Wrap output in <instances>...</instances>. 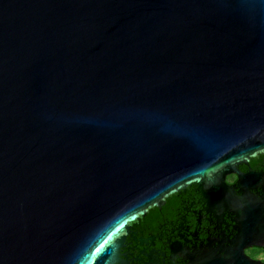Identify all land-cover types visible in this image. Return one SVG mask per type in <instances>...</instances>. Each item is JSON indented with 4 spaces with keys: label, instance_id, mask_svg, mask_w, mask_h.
<instances>
[{
    "label": "water",
    "instance_id": "95a60500",
    "mask_svg": "<svg viewBox=\"0 0 264 264\" xmlns=\"http://www.w3.org/2000/svg\"><path fill=\"white\" fill-rule=\"evenodd\" d=\"M262 150L264 0H0V264H114Z\"/></svg>",
    "mask_w": 264,
    "mask_h": 264
},
{
    "label": "flooded vegetation",
    "instance_id": "af4514ba",
    "mask_svg": "<svg viewBox=\"0 0 264 264\" xmlns=\"http://www.w3.org/2000/svg\"><path fill=\"white\" fill-rule=\"evenodd\" d=\"M114 264H264V150L204 193L168 195L129 222Z\"/></svg>",
    "mask_w": 264,
    "mask_h": 264
}]
</instances>
